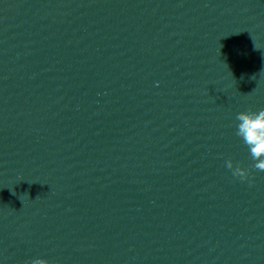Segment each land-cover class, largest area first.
<instances>
[{"label": "clouds", "instance_id": "obj_1", "mask_svg": "<svg viewBox=\"0 0 264 264\" xmlns=\"http://www.w3.org/2000/svg\"><path fill=\"white\" fill-rule=\"evenodd\" d=\"M237 124L236 135L240 137L248 148L251 159L254 161L253 167L264 172V109L258 111H242L236 116ZM227 167L233 170V175L244 180L247 179L248 170L234 166L231 160L227 161ZM31 264H50L45 258H35Z\"/></svg>", "mask_w": 264, "mask_h": 264}]
</instances>
